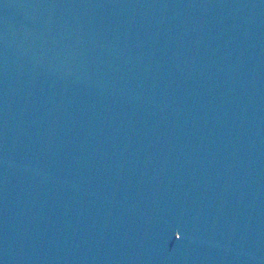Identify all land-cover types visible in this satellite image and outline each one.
Instances as JSON below:
<instances>
[{
	"label": "water",
	"instance_id": "95a60500",
	"mask_svg": "<svg viewBox=\"0 0 264 264\" xmlns=\"http://www.w3.org/2000/svg\"><path fill=\"white\" fill-rule=\"evenodd\" d=\"M0 264H264V0H0Z\"/></svg>",
	"mask_w": 264,
	"mask_h": 264
}]
</instances>
